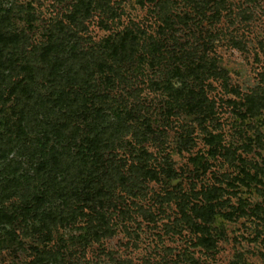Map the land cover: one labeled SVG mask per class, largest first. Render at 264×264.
<instances>
[{"label": "rangeland", "instance_id": "1", "mask_svg": "<svg viewBox=\"0 0 264 264\" xmlns=\"http://www.w3.org/2000/svg\"><path fill=\"white\" fill-rule=\"evenodd\" d=\"M0 31V264H264V0H0Z\"/></svg>", "mask_w": 264, "mask_h": 264}, {"label": "trees", "instance_id": "2", "mask_svg": "<svg viewBox=\"0 0 264 264\" xmlns=\"http://www.w3.org/2000/svg\"><path fill=\"white\" fill-rule=\"evenodd\" d=\"M90 14V5L89 3L86 2H81L80 6L76 9H74L71 14V21L73 22H78L80 18H87ZM62 30H60V32H63L62 35L60 36H49V44L48 45H40L39 46V57L35 58L36 62L42 63V67L39 68L38 70L40 71V73H45V79H49L50 77H60V69L61 67H64L66 65V58H64L62 56V54H60V50L62 49L61 46L62 44L60 42H67L70 39H73L75 37V34L72 30L69 31L67 28L64 30V28H61ZM71 33V34H70ZM22 34V33H21ZM21 34L18 33H4L2 31H0V59L3 57L4 55V50L9 46V45H17L20 41H22L23 37ZM70 34V35H69ZM117 39H113L111 38V40L109 42H112L110 45V50H111V55L113 56V58H117V57H121L122 53L123 56H125L126 54H130L131 50H133L134 44L132 42H136V38L135 36L129 32L126 31L118 36H116ZM121 53V54H120ZM69 58L71 56L73 57H77V55L75 54V51L70 50L69 51ZM44 63H47L48 65L45 66ZM98 67V68H97ZM98 72H103L105 69L110 73L113 71V69L111 68V66H107L106 62H98L96 64V68H95ZM91 66H83L81 68H79L78 72L74 71L73 67H69V73L70 75L72 74V78H77L80 79L79 82H83L86 81L88 78L92 77V73H94V70ZM113 73V72H112ZM111 77V76H108ZM83 79V81H82ZM107 84H111L113 82L112 78H107L106 80ZM20 85V84H19ZM17 87L18 85H14V87L12 88L13 90L10 91V93H15L17 91ZM65 97V96H64ZM63 97V98H64ZM99 99H101L100 97H98ZM61 98H56L54 101H60ZM61 102V101H60ZM261 105L262 107H264V98L261 101ZM146 153V152H144ZM90 157V156H88ZM90 159V158H89ZM91 160V159H90ZM141 173H142V177L144 180L148 179H154L156 178V174L155 171L142 166L140 168ZM202 217V216H201ZM210 240V239H209ZM208 238L205 239V241L209 242ZM211 242V241H210Z\"/></svg>", "mask_w": 264, "mask_h": 264}]
</instances>
